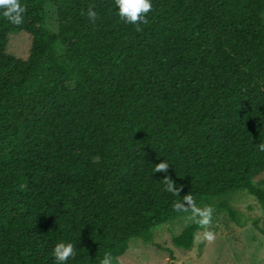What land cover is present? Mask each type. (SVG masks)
<instances>
[{
    "label": "trees",
    "instance_id": "1",
    "mask_svg": "<svg viewBox=\"0 0 264 264\" xmlns=\"http://www.w3.org/2000/svg\"><path fill=\"white\" fill-rule=\"evenodd\" d=\"M151 3L136 27L115 0H0V264H57L61 240L108 264L193 215L171 236L189 250L210 209L236 220L215 199L264 210V0Z\"/></svg>",
    "mask_w": 264,
    "mask_h": 264
},
{
    "label": "rangeland",
    "instance_id": "2",
    "mask_svg": "<svg viewBox=\"0 0 264 264\" xmlns=\"http://www.w3.org/2000/svg\"><path fill=\"white\" fill-rule=\"evenodd\" d=\"M51 9L46 7V26L54 31L55 16ZM262 21L264 23V15ZM30 44L26 33L13 31L7 35L6 52L24 60ZM259 179L255 184L264 189V176ZM223 198L236 211V220L224 210L210 209L189 250L175 247L171 236L190 223L193 215L156 227L150 241L131 240L124 254L108 264H264V210L246 192L220 197L212 203Z\"/></svg>",
    "mask_w": 264,
    "mask_h": 264
},
{
    "label": "clouds",
    "instance_id": "3",
    "mask_svg": "<svg viewBox=\"0 0 264 264\" xmlns=\"http://www.w3.org/2000/svg\"><path fill=\"white\" fill-rule=\"evenodd\" d=\"M118 16L125 23L133 24L139 27L146 19V14L152 7L151 0H115ZM87 16L90 20L94 21L97 13L93 7L87 10ZM14 23H20V17L17 16L13 19ZM261 150H264V143L258 145ZM53 255L57 264H66V262L75 256L73 244L70 241H59L53 248Z\"/></svg>",
    "mask_w": 264,
    "mask_h": 264
}]
</instances>
